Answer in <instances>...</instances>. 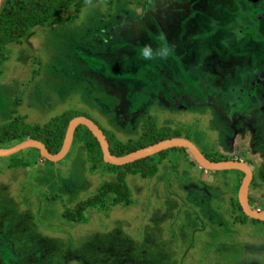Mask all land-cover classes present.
I'll return each instance as SVG.
<instances>
[{
	"label": "rangeland",
	"instance_id": "1",
	"mask_svg": "<svg viewBox=\"0 0 264 264\" xmlns=\"http://www.w3.org/2000/svg\"><path fill=\"white\" fill-rule=\"evenodd\" d=\"M263 25L249 0L71 5L4 45L0 129L18 116L43 126L70 111L97 123L113 148L187 136L216 159L255 163L249 205L264 210V119L250 123L244 100L251 65L262 62ZM145 45L169 53L146 60ZM238 172L205 169L184 147L109 164L83 128L59 160L31 147L0 156V264H264V221L238 206ZM118 178L128 197L110 190L78 211ZM74 209L79 217L64 215Z\"/></svg>",
	"mask_w": 264,
	"mask_h": 264
},
{
	"label": "trees",
	"instance_id": "2",
	"mask_svg": "<svg viewBox=\"0 0 264 264\" xmlns=\"http://www.w3.org/2000/svg\"><path fill=\"white\" fill-rule=\"evenodd\" d=\"M90 1L94 0H1L0 60L6 58L4 45L10 41H18L22 36L27 34L31 26L36 24L45 25L49 22L55 21L62 13H65L71 7V5H75L76 9H78L80 5ZM66 18L70 20L71 16ZM75 115H71L70 111L64 112L56 116L54 118V122L48 121L47 123L43 124V126H32L23 121L19 116L15 117L10 123L6 124L2 129H0V142L8 143L11 141H16L19 139L22 140L24 138L31 137L43 141L50 152H56L61 147L65 129L69 120ZM79 128H83L86 132L89 133L97 146L99 155H101L100 146L96 138L92 135L88 128L83 125H79L75 131L77 132ZM171 136L173 137L174 135ZM171 136H162L160 134L149 141H144V139L140 137L137 140V143H135L134 145L131 144L127 145L126 147L113 148L109 143V148L111 153L115 155H123ZM86 145L89 151H92L91 146L93 144L91 142H88ZM146 158L147 157H144L131 163L135 164L137 162L144 161ZM138 166L139 168H137ZM138 166L134 167L133 171H138L139 169L142 171V174H146L152 171L150 169H147V167L145 166ZM110 190H116L118 192L115 194V200H121L123 199V197H128V195L126 194L127 191L121 184V179L118 178L117 180L105 183L103 189L100 191V194L88 198L84 201H79L77 203L78 211L80 210V208L82 209L87 205L96 203L99 199L102 200L104 194ZM119 192L122 193V195H120ZM238 206L241 208L240 204H238ZM75 210L76 209L73 210L72 213L74 214L72 216H70L67 211H65L64 215L69 216L73 219L77 218L79 217V212ZM243 215L245 216V214Z\"/></svg>",
	"mask_w": 264,
	"mask_h": 264
},
{
	"label": "water",
	"instance_id": "3",
	"mask_svg": "<svg viewBox=\"0 0 264 264\" xmlns=\"http://www.w3.org/2000/svg\"><path fill=\"white\" fill-rule=\"evenodd\" d=\"M79 125H84L93 134L100 146L103 161L109 164L124 165L127 163L134 162L138 159L153 155L168 148L184 147L190 152L194 159L205 169H237L243 172L244 175L238 189V201L241 206L242 212L250 218L264 221V210L252 209L248 201V188L253 176L251 166L246 162L238 159L210 160L202 154V152L199 150V148L195 145L194 142L183 136H173L164 138L162 140L146 145L127 154L115 155L111 153L106 134L99 127V125L95 123L92 119H90L88 116L75 115L69 120L66 126L63 141L58 151L50 152L45 146L44 142L40 139L27 137L14 143L11 146L0 147V156L10 155L24 148L31 147L39 149L40 154L50 161L59 160L64 157L68 152L73 140L75 129Z\"/></svg>",
	"mask_w": 264,
	"mask_h": 264
},
{
	"label": "flooded vegetation",
	"instance_id": "4",
	"mask_svg": "<svg viewBox=\"0 0 264 264\" xmlns=\"http://www.w3.org/2000/svg\"><path fill=\"white\" fill-rule=\"evenodd\" d=\"M249 3H250V11L252 13V19H256V20L260 19L261 21H263V18H264V0H249ZM263 27H264V25H263ZM262 40L264 41L263 38H262ZM262 43H261L262 48H261V51L259 52L260 54H263L262 55V62H258L257 64L251 65V68H250L248 75H247V82H248L249 87L246 90V93H245L246 95H244V100L246 99L245 102L248 104V102H249L247 100V98H248V99H250V102L252 103L251 109L253 112H252V114L248 115V120H250V123H252L256 119H260L261 121H263V119H264V42H262ZM241 89H244V88L241 87ZM211 105H212V107H216L214 105V103ZM224 108H225L224 109L225 111L228 109L227 106ZM237 114L236 115L239 117H243V116L245 117L247 113L237 112ZM231 120L234 122V119L231 118ZM262 125L264 126V123H262ZM185 138L190 139L187 136H185ZM195 145L197 146L196 143H195ZM202 154L210 160H219V159L214 158V156H212V155L209 156V154L207 155V154H204L203 152H202ZM237 159L242 160V161L246 162L247 164H249L247 161L244 160V158L241 159V157H238ZM222 160H227V159L225 158ZM254 167H256V166L254 165ZM252 172H253V170H252Z\"/></svg>",
	"mask_w": 264,
	"mask_h": 264
},
{
	"label": "clouds",
	"instance_id": "5",
	"mask_svg": "<svg viewBox=\"0 0 264 264\" xmlns=\"http://www.w3.org/2000/svg\"><path fill=\"white\" fill-rule=\"evenodd\" d=\"M168 53L169 49L166 46H160L154 50L150 45H145L139 51V55L146 60H151L156 57L164 59L167 57Z\"/></svg>",
	"mask_w": 264,
	"mask_h": 264
},
{
	"label": "crops",
	"instance_id": "6",
	"mask_svg": "<svg viewBox=\"0 0 264 264\" xmlns=\"http://www.w3.org/2000/svg\"><path fill=\"white\" fill-rule=\"evenodd\" d=\"M241 159H243V158H241ZM245 161H247V162L249 163L248 160L245 159ZM249 164H250V166H251V168H252V170H253V177H252V180H251V182H252L253 179H254V174H255V172H256V168L254 167L255 163H252V164L249 163ZM239 173L241 174V177H240V178H242V176L244 175V173H243V172L241 173V171H239L238 174H239ZM241 180H242V179H240V182L238 183V186L240 185ZM251 182H250V183H251ZM249 186H250V185H249ZM255 188H256V184H255V186H254L253 189H255ZM257 196H258V193H256V192H253V193H252V198H253V199H255ZM249 199H250V198H249V188H248V201H249ZM258 209L261 210L262 207H261V206H258ZM262 210H263V209H262Z\"/></svg>",
	"mask_w": 264,
	"mask_h": 264
}]
</instances>
